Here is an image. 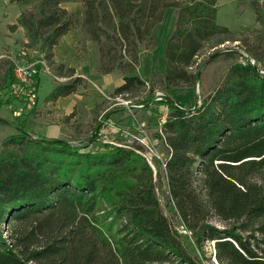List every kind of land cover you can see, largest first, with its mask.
I'll return each mask as SVG.
<instances>
[{"label":"trees","instance_id":"16d2710c","mask_svg":"<svg viewBox=\"0 0 264 264\" xmlns=\"http://www.w3.org/2000/svg\"><path fill=\"white\" fill-rule=\"evenodd\" d=\"M5 1L19 10L10 29L23 28L25 48L44 56L56 75L74 76V68L55 64L54 47L80 28V43L98 47L100 73L122 75L112 96L148 89L134 108L166 105L169 154L165 170L155 173L139 145L96 137L78 145L91 135L78 143L41 140L16 116V132L0 147V264H206L208 242L219 264H264V74L253 63L264 70V0L251 3L260 27L237 31L219 23V0H82V14L62 6L71 0L0 6ZM169 8L175 24L167 70L142 77V50L155 48L154 29ZM229 41H239L248 56L239 60L238 50L216 56L235 61L200 104L154 100L159 87L195 89L199 58ZM8 60L0 92L16 82ZM71 80L48 100L77 92L81 77ZM164 188L181 229L162 206Z\"/></svg>","mask_w":264,"mask_h":264},{"label":"rangeland","instance_id":"374dc122","mask_svg":"<svg viewBox=\"0 0 264 264\" xmlns=\"http://www.w3.org/2000/svg\"><path fill=\"white\" fill-rule=\"evenodd\" d=\"M252 1L219 0V23L229 27L233 31L240 30L243 26L249 28L260 27L251 4ZM169 10L171 11H169L168 16L173 15L175 10L172 8H169ZM18 13V7L8 1H5L0 6V72L2 75L7 72L11 65L8 56L22 58V51L26 50L24 30L18 28L16 31H13L10 29V25L17 21ZM168 21L169 17L166 19L164 29ZM167 43L168 40L160 33L151 54L148 55L149 50H142V59L144 60L142 65H144V70L154 68L160 71L167 67L165 58ZM238 44H240L239 41H229L221 45L220 48L237 46ZM213 52L211 51L202 55L199 58V62L203 63ZM239 52V60H244V55L248 56L245 50L240 49ZM34 54L36 53H29L27 57L29 58ZM147 55L149 57H146ZM152 57L155 59L152 60L153 63H150ZM234 61L235 59L225 56L212 60L203 69L200 83L195 89L179 88L168 91L159 87L158 91L185 105L195 103L196 98L201 102L204 95L219 85L229 66ZM119 77L122 79V75L117 72L110 76L113 82ZM144 77L146 76L144 75ZM60 83L52 74L45 73L37 76L34 89L25 87L23 82H19L17 79L15 83L11 81L7 82V85L0 92L1 104L3 103L2 105L0 104V118L5 120H0V147L7 135L16 132L13 120L16 116H21L31 131L48 138H64L78 143L87 140L90 135H94V138L96 137L101 142L123 143L121 141L123 139L129 144L139 145L142 147L140 152L143 153V156L152 166L155 173L158 170H165V162L169 154V148L162 131L163 116H167L168 114V107L166 105L152 106L154 109L152 110L148 106L144 107L142 104H137L138 108L133 107L130 109L122 105L120 101L117 102L108 98L115 90V88L111 87L113 84L109 87L107 86V90H97L93 86H84L80 83L76 92L78 96L75 97L76 99L72 106L73 112L67 113L64 106L57 105L56 100H48L53 87H56ZM99 85L101 86V84ZM16 88H21L22 94L20 93L19 95ZM148 94V89H145L138 94L127 97L130 101V106L136 105V102L140 100L147 99ZM117 106L129 110L121 111L119 109L120 111L117 112V109H115ZM157 109L158 113L156 114L154 111ZM159 196L166 214L174 226L177 229H181L180 221L169 205L167 190L164 188L163 191H159ZM212 222L219 226L227 224L217 217H213ZM206 250L209 254L211 253V258L205 260V263L219 264L215 260L214 253H212L214 252V244L208 242Z\"/></svg>","mask_w":264,"mask_h":264},{"label":"crops","instance_id":"0c3cea01","mask_svg":"<svg viewBox=\"0 0 264 264\" xmlns=\"http://www.w3.org/2000/svg\"><path fill=\"white\" fill-rule=\"evenodd\" d=\"M62 6L70 12H74L77 14L83 13L82 0L66 1L62 3ZM169 11L171 10L168 9L166 11L164 21L161 24L157 25L154 29V36H155L156 41L160 33L164 35V38L168 40L174 29L175 11L173 15L168 16ZM167 17H169V21H168V24L165 26L166 28L164 29V25L166 23ZM19 29L24 30L23 28H19ZM81 38H82V33H81L80 28H73L66 35H64L61 38L60 42L54 47L55 64L56 65L64 64L67 67L74 68L75 69L74 77H81L80 83L83 84L84 86L85 85L93 86L94 89H97V90L99 89L94 85V83L97 84L100 88L106 89V90L108 89L107 86L109 87L111 84H113V86H111L112 88H116L117 86H119L123 80L120 78L121 76L115 82H113L110 76L111 74H114V73H110V74L100 73L99 68H100L101 62H100L97 45L93 41H90V40L80 43ZM24 42H27L26 37L24 38ZM152 51L153 50H149L148 55L151 54ZM148 55L146 57H149ZM154 59L155 58L152 57L150 59V63H153L152 60ZM143 61L144 60L141 58L140 67L138 68V74L142 77H144V75L147 77L148 75L152 73L164 74L167 70V67L160 71L154 68L144 70L143 68L144 65H142ZM86 79L93 80L94 83L88 82ZM99 84H101V86ZM54 88L55 87H53L52 91L54 90ZM76 96H78V93L75 92L68 96L59 97L56 100V102L58 103L57 105L64 106L65 111L67 113L70 111L72 113L73 112L72 106L74 105V100L76 99L75 98ZM35 134H39V133H35ZM50 138H57V137H50ZM60 139H64V138H60Z\"/></svg>","mask_w":264,"mask_h":264},{"label":"built area","instance_id":"2783aa9c","mask_svg":"<svg viewBox=\"0 0 264 264\" xmlns=\"http://www.w3.org/2000/svg\"><path fill=\"white\" fill-rule=\"evenodd\" d=\"M28 54H29V52L26 49V50L22 51V55H23L22 58L21 57L16 58L13 56H8V59H10L12 61V64H13L15 78L17 79V81L23 82V85L25 87L30 88V89L31 88L34 89L37 76H39L40 74H44V73L49 74V75L52 74L56 78V80H58L61 83L68 82L74 77V76L66 77V76L56 75L53 72L52 65H50V63L48 62V60L44 56L35 57L34 56L35 54H34L33 56L28 58L27 57ZM86 80L88 82H93V80H88V79H86ZM94 85L99 90H102V88H100L97 84L94 83ZM16 90H21V88H19V89L16 88ZM101 92L104 94L103 91H101ZM160 93H162V92L158 91L157 95ZM108 98L111 100H115L117 102L120 101L122 103V105H125V107H127V108H130V109L133 108L132 106H130V101L128 99L123 98L122 96L110 95ZM134 106H136V105H134ZM165 119H166V115L163 116V123L165 122Z\"/></svg>","mask_w":264,"mask_h":264},{"label":"water","instance_id":"95a60500","mask_svg":"<svg viewBox=\"0 0 264 264\" xmlns=\"http://www.w3.org/2000/svg\"><path fill=\"white\" fill-rule=\"evenodd\" d=\"M240 49H242V50H245L244 48H241L240 46H231V47H225V48H218V49H216L213 53H211L210 54V56L201 64V66H200V68H199V70H198V74H197V85H199V83H200V79H201V75H202V71H203V69L205 68V66L208 64V63H210L216 56H218L219 54H221V53H223V52H225V51H234V50H240ZM253 63H254V67H255V69L257 70V71H259L260 73H262V74H264V70H259V67H258V63H257V61L254 59V61H253ZM158 100V99H165V100H168V101H170L173 105H175V106H178V104H177V102L172 98V97H170V96H168V95H166V94H164V93H160V94H158L157 96H156V98H155V100ZM196 105H198V104H200V102H199V100H198V98H196ZM132 107H135L134 105L132 106ZM0 120H2V121H5V120H3L2 118H0ZM25 133H27V134H30V133H28V132H26L25 131ZM36 138H39V139H41V140H48V141H60V140H62V139H60V138H48V137H36ZM93 139H94V135L92 136V138L88 141V142H85V143H83V144H78V145H87L88 143H90V142H92L93 141Z\"/></svg>","mask_w":264,"mask_h":264}]
</instances>
